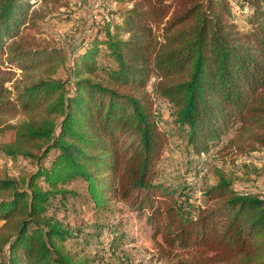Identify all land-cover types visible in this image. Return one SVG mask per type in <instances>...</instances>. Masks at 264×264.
I'll return each mask as SVG.
<instances>
[{
  "label": "trees",
  "instance_id": "trees-1",
  "mask_svg": "<svg viewBox=\"0 0 264 264\" xmlns=\"http://www.w3.org/2000/svg\"><path fill=\"white\" fill-rule=\"evenodd\" d=\"M103 1L92 34L64 48L36 32L81 21L71 0H0V131L15 134L1 150L31 166L0 176V264H104L70 251L73 230L49 213L77 180L98 211L146 215L158 261L264 264V169L218 167L191 203L159 181L156 110L171 106L199 159L232 131L224 148L264 161V0Z\"/></svg>",
  "mask_w": 264,
  "mask_h": 264
},
{
  "label": "rangeland",
  "instance_id": "rangeland-1",
  "mask_svg": "<svg viewBox=\"0 0 264 264\" xmlns=\"http://www.w3.org/2000/svg\"><path fill=\"white\" fill-rule=\"evenodd\" d=\"M71 0L82 18L67 28L58 26L59 19L40 24L37 37L53 45L72 47L81 34L88 35L90 25L99 23V0ZM83 4V5H82ZM237 18L246 13L235 7ZM57 21V22H56ZM87 29V30H86ZM151 91L152 89L149 88ZM156 110L162 130L167 134L168 144L159 165V181L189 195L191 203L205 205L204 190L216 183L215 169L229 175L241 176L244 165L264 169V161H257L224 148L234 132L226 136L224 142L213 144L209 154L202 159L189 152L187 138L183 130L174 124L171 106L162 99L156 100ZM4 129L5 126H2ZM13 131H0V176L17 177L31 166L26 161H12L5 157L1 148L14 140ZM264 152V149L263 151ZM54 154L51 155V157ZM205 160L206 172H199L198 165ZM49 164V163H47ZM71 195L66 200L52 202L49 213L73 230L75 237L67 242L73 253H83L96 258L104 264H177L184 254L174 260H160L152 239L153 227L146 215H141L125 203H113L108 210L98 211L88 193L87 184L77 180L66 187Z\"/></svg>",
  "mask_w": 264,
  "mask_h": 264
},
{
  "label": "built area",
  "instance_id": "built-area-1",
  "mask_svg": "<svg viewBox=\"0 0 264 264\" xmlns=\"http://www.w3.org/2000/svg\"><path fill=\"white\" fill-rule=\"evenodd\" d=\"M98 4H99V6L97 7V8H103V5H104V1L103 0H99V2H98ZM108 14V13H107ZM88 35H90V34H92V30H89L88 31Z\"/></svg>",
  "mask_w": 264,
  "mask_h": 264
}]
</instances>
